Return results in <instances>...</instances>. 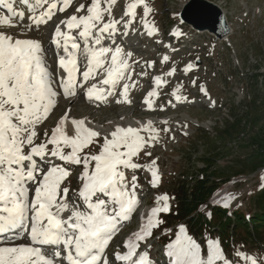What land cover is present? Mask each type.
<instances>
[{"label":"snow or ice","instance_id":"6c2138e0","mask_svg":"<svg viewBox=\"0 0 264 264\" xmlns=\"http://www.w3.org/2000/svg\"><path fill=\"white\" fill-rule=\"evenodd\" d=\"M57 2L58 0H20L30 13V22L24 27L32 29L46 24L57 9ZM60 2L63 6L59 11L63 12L71 0ZM102 2L109 4L106 10L110 12L111 5L116 0H92L87 9L88 15L79 18L73 15L61 22L66 25L68 32L61 31L59 25L55 29L52 42L65 53L59 58V66L67 72V78L61 80L66 96L75 95L76 54L80 49V45L75 42L76 38L70 35L71 30L82 29L79 37L84 40L85 45L90 39L94 40V45H101L103 34L115 32L117 21L112 20L103 23L98 28V34L94 35L93 30L103 20ZM14 4L15 0H0V6L6 8L10 14L0 15V26L16 27L22 24L25 12L18 11ZM138 4L144 5L147 17L151 9L146 0L130 3L126 15L134 16V9ZM83 7L81 5L78 11ZM145 26L148 27L147 22ZM148 34L154 33L149 31ZM84 52L90 56L89 68L83 72L85 81L95 67L102 65V58L109 53L111 67L107 70L108 79L103 83L114 87L123 78V72L128 65L126 59L118 62L122 54L119 47L114 51L107 47H100L98 50L95 47H85ZM191 67L189 65L185 71L191 70ZM127 89L126 84L122 93L125 97ZM95 93L96 86L93 85L87 90L88 98H102V94ZM58 95L56 82L47 65L46 53L41 43L34 39L14 38L13 35L0 31V234H18L17 230L23 229L31 241L29 245L0 246V264H57L61 258L67 264H109L105 250L122 223L130 219L138 204L137 177L133 175L129 181L124 171L142 167L133 162V157L146 144L137 128L117 127L111 133V139L104 138L99 154L81 155L100 133L85 127L83 120H73L76 135L70 137L62 130L65 119L62 118L47 143L34 145L36 126L56 106ZM155 95V92L149 93V96ZM176 99L180 100L182 97L176 96ZM145 102L148 103L147 100ZM148 128L151 129V123ZM61 143L64 147L71 148L69 154H65ZM48 144L55 147L49 151ZM26 146L30 147L27 153ZM50 157L74 166L83 165L84 171L79 177L83 183L76 195L86 205V209L73 207L68 202L70 189L62 185L70 172L65 167L54 164ZM37 158L51 165L47 172L39 166ZM149 167L155 168V161ZM151 175L152 185L155 187L159 182L158 169L152 171ZM30 183L37 185L31 201L28 187ZM231 199V196L225 198V207H230ZM168 200L167 195L158 197V206L151 210L142 229L128 238L126 252L115 254L117 261L125 264H151L149 253L145 250L137 255V250L140 242L146 241L152 235V230L161 223L159 214L169 212ZM66 212H70L67 218L63 215ZM45 246H54L57 250L46 256ZM167 249V256L173 258V264H264V257L250 256L240 250L234 253L236 261L229 260L219 240L208 241L207 257L204 258L201 246L186 234L183 226L180 227L176 241L170 243Z\"/></svg>","mask_w":264,"mask_h":264},{"label":"rangeland","instance_id":"374dc122","mask_svg":"<svg viewBox=\"0 0 264 264\" xmlns=\"http://www.w3.org/2000/svg\"><path fill=\"white\" fill-rule=\"evenodd\" d=\"M126 1L136 2L122 0V7L126 5ZM188 1L146 0L151 9L147 17L144 5L138 4V27L143 29L145 22L148 27L145 26L147 32L141 31L135 35L138 39L144 37V43L136 46L139 48L137 53L145 59L133 68L136 73L134 78H131L133 72L129 71L127 75H123V80H128L125 85L132 81L130 87L135 84L133 89L141 88V98L134 97L129 104L106 109H103L104 106H112V101L96 106L83 103L81 98L73 100L72 108L77 115H86L87 118L99 117L94 123H90L88 128L99 132L100 136L94 138V142L84 149L83 154H99L104 138L111 139V133L118 126L137 128L145 138V147L133 157V162L142 167L124 170L129 181L133 175L137 177L138 204L134 216L125 226L126 230L119 236L120 239L142 229L151 210L158 206V197L170 194V189L177 179L184 178L180 173L188 175L185 180H189L190 186L194 183V177L205 179V176L212 175L209 180L216 186L217 191L210 202L224 206L225 198L233 197L228 207L231 210L229 216L234 214L235 210H248L263 189L264 162L257 153L258 147L253 138L260 130L264 136V81L261 77L257 82L254 81L259 74H264V0H205L223 7V13L227 15L231 25L228 28L230 35L226 40L214 39L206 29L196 34L189 32L186 27H178L179 10L184 5L182 3ZM193 8L205 9L204 6L201 5L200 8L195 4ZM112 14L119 20L122 9L115 8ZM108 19L109 12L104 14V20ZM165 28L173 29V33L181 32L187 46L181 43L172 47L173 44L166 40L168 35ZM148 31L154 34L149 35ZM146 39L152 45L149 46V43L145 42ZM82 45L81 57H84L85 42ZM143 47L146 49L144 52L141 50ZM167 49L176 51L170 52ZM148 58L151 59L149 65L146 64ZM189 65H192L191 70L185 71ZM173 70L174 73L169 75ZM145 92H155L156 95L151 96L146 103ZM176 96L182 99L177 100ZM234 117L240 119L235 124ZM54 122V117L42 121L39 127L42 130H39V133H44L46 127ZM149 123L151 129L148 128ZM67 125L70 126L66 124V127ZM73 126L74 124L70 127ZM74 130L75 128L72 129ZM153 136L155 139H152ZM39 137L40 134L37 138ZM153 161L155 168L149 167ZM49 168L48 166L46 170ZM42 169H45L44 166ZM78 169V166L66 169L70 172L65 184L69 189L83 183L79 179L84 171L83 165ZM157 169L159 182L154 187L151 172ZM171 202L169 198L170 206ZM160 203L163 204V201ZM251 211L254 212V209ZM206 212L207 210L204 211ZM196 217L194 215V218ZM160 218L161 216H158L159 221ZM167 219L152 230L150 242L157 248L151 253L158 251L157 257H161L164 248L157 238H172L174 243L180 227L185 228L183 224L176 223L178 220L169 219L170 226L164 229ZM202 223L205 228L207 221L203 220ZM201 232L212 236L210 240H217L213 235L216 236L218 231L207 229L206 232ZM186 234L203 247L200 236H195L187 230ZM252 235H256L255 245H235L227 257L236 261L234 253L237 250L250 256L261 257L264 251L263 239L257 234ZM207 246L208 242L205 243L204 256L207 254Z\"/></svg>","mask_w":264,"mask_h":264},{"label":"trees","instance_id":"16d2710c","mask_svg":"<svg viewBox=\"0 0 264 264\" xmlns=\"http://www.w3.org/2000/svg\"><path fill=\"white\" fill-rule=\"evenodd\" d=\"M259 77H261V80L264 81V74L258 75L256 78H254V81L257 82ZM239 120H240L239 118L234 117V124L236 123V121H239ZM253 141H255L254 143L257 144V147H258L257 153L260 157H262V161L264 162V136H262V130H260L255 135V137L253 138ZM182 176L186 178L188 175L183 173ZM211 177L212 175L205 176V179L203 178L195 179L194 177V180H193V178H190L194 182L191 186L189 185V180H185L184 178L179 179V183H178L179 185L176 188V192L181 196L179 197L181 204L179 206V209L176 212V215H178L179 219L188 218L194 212H198L196 209L200 205L206 203V201L208 200L209 196L212 193V190L215 187L213 185V182L209 180V178ZM253 205L256 211L249 218L250 220L249 225L251 226H249L248 223L245 221L244 215L238 212L235 216L234 221L230 220L226 224L222 222L221 225L218 226V229H220L222 233H225V231L226 233H228L229 230L231 231L234 230V234L231 233L233 235L232 236L233 239L241 241L242 243L249 245V246L255 244L256 242L255 238H253L252 233L250 232L249 228L251 227L252 231L254 233H257L260 236L264 235V188L261 191V193L257 196V198L254 199ZM212 211H214L213 212L214 221H220L223 218L220 210L212 209ZM191 217H190L191 221L190 219L189 221L190 222L193 221L192 222L193 227H196L197 224L201 225L200 220L198 218H194V216H191ZM198 217H200V215H198ZM223 239L227 240V238L225 237H223Z\"/></svg>","mask_w":264,"mask_h":264},{"label":"bare ground","instance_id":"6f19581e","mask_svg":"<svg viewBox=\"0 0 264 264\" xmlns=\"http://www.w3.org/2000/svg\"><path fill=\"white\" fill-rule=\"evenodd\" d=\"M218 9H219V11H221V13L223 14V19H224V23H225V25H226V28H230L231 27V25H230V23H229V20H228V18H227V15H225L222 11H224L223 10V7H221V5H215ZM17 10H19L18 8H17ZM27 14H25L26 15V17H27V20H24L23 22H22V24H20L19 26H16V27H8V26H0V31H2V32H4L5 34H10V35H13L14 36V38H20V39H29V38H27L26 37V32L24 31V30H26L27 28L26 27H24L25 25H28L29 24V19H28V16H29V13L28 12H26ZM0 15H4V16H6L5 14H3L2 12H0ZM15 22V21H14ZM40 27V26H39ZM39 27L38 28H35L34 27V29H39ZM229 33V32H228ZM227 38H229V35L227 34L225 37H224V39H227ZM158 110V109H157ZM154 111V110H153ZM125 112V111H124ZM138 112V111H137ZM156 112V111H155ZM133 113V112H132ZM153 113V112H152ZM159 113V112H158ZM157 113V114H158ZM117 114V113H116ZM120 114V113H119ZM126 115V114H125ZM142 115V114H141ZM156 115V114H155ZM159 115V114H158ZM67 122V121H66ZM67 127L68 128H70V126H68L67 125ZM73 129V128H72ZM162 131V130H161ZM166 133V132H165ZM76 135V129L74 130V131H72V136L71 137H73V136H75Z\"/></svg>","mask_w":264,"mask_h":264},{"label":"water","instance_id":"95a60500","mask_svg":"<svg viewBox=\"0 0 264 264\" xmlns=\"http://www.w3.org/2000/svg\"><path fill=\"white\" fill-rule=\"evenodd\" d=\"M184 17L187 18V19H190V18L188 17V15H187V12H185Z\"/></svg>","mask_w":264,"mask_h":264}]
</instances>
